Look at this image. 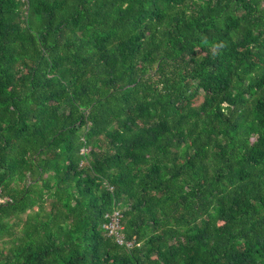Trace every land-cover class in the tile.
Wrapping results in <instances>:
<instances>
[{"label": "trees", "instance_id": "obj_1", "mask_svg": "<svg viewBox=\"0 0 264 264\" xmlns=\"http://www.w3.org/2000/svg\"><path fill=\"white\" fill-rule=\"evenodd\" d=\"M0 197V264H264V0H0Z\"/></svg>", "mask_w": 264, "mask_h": 264}, {"label": "built area", "instance_id": "obj_2", "mask_svg": "<svg viewBox=\"0 0 264 264\" xmlns=\"http://www.w3.org/2000/svg\"><path fill=\"white\" fill-rule=\"evenodd\" d=\"M7 199L0 197V203L5 202ZM106 221L103 224V229L106 236L113 238L114 241L121 246L131 248L135 245L133 239L128 240L123 233V226L121 223L122 213L119 209H114L111 213L105 216Z\"/></svg>", "mask_w": 264, "mask_h": 264}, {"label": "rangeland", "instance_id": "obj_3", "mask_svg": "<svg viewBox=\"0 0 264 264\" xmlns=\"http://www.w3.org/2000/svg\"><path fill=\"white\" fill-rule=\"evenodd\" d=\"M49 203H50V201H47V203L45 204V210L46 211H49V207H50ZM2 247H4V246H2L0 243V248H2Z\"/></svg>", "mask_w": 264, "mask_h": 264}]
</instances>
